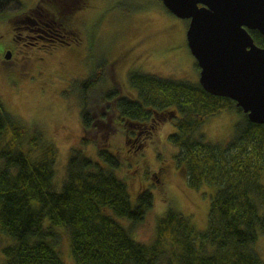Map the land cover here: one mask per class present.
<instances>
[{
    "label": "trees",
    "instance_id": "16d2710c",
    "mask_svg": "<svg viewBox=\"0 0 264 264\" xmlns=\"http://www.w3.org/2000/svg\"><path fill=\"white\" fill-rule=\"evenodd\" d=\"M57 2L40 5L47 13L51 5L63 13L68 5L61 8ZM250 34L264 49V36ZM106 77L102 65L74 85L86 134L106 140L119 123L128 143L140 150L170 114L176 130L169 139L190 187L214 190L206 194V229L198 231L190 216L170 209L158 220L151 243L137 241L119 220L142 224L154 197L144 189L133 203L127 183L115 174L121 158L94 140L100 160L75 150L57 190V149L41 130L29 132L0 102V231L14 242L3 248L5 264H65L53 243V227L68 231L76 264H264L258 249L264 233V126L251 123L234 101L209 94L199 83L132 72L135 98L130 99L119 86L98 87ZM95 91L104 112L98 98L93 100ZM226 111L238 115L233 134L225 144L209 142L203 125ZM83 141L89 145L87 138Z\"/></svg>",
    "mask_w": 264,
    "mask_h": 264
},
{
    "label": "rangeland",
    "instance_id": "374dc122",
    "mask_svg": "<svg viewBox=\"0 0 264 264\" xmlns=\"http://www.w3.org/2000/svg\"><path fill=\"white\" fill-rule=\"evenodd\" d=\"M19 1L28 11L40 0ZM66 1L60 0L57 5L63 8ZM85 4L86 8L74 11L63 22L69 38L73 34L78 37L69 46H54L46 52L20 51L11 62L2 54L5 46L0 39V102L29 132L41 130L46 141L57 149V190L62 188L75 150L94 161L100 160L94 140L121 158L123 165L115 174L127 183L133 203L144 189L154 197V205L142 224L119 220L137 241L151 243L158 220L170 209L190 216L196 229L204 231L210 208L206 194L214 190L209 186L193 189L185 170L178 166V149L169 139L176 130L173 117L170 119L167 114L166 120L155 127L153 138L140 150L136 144L128 143L125 128L119 123L106 140L100 134L93 136L91 131L87 135L81 119L79 90L74 86L97 74L102 65L107 77L98 87L106 91L119 86L130 99L135 98L130 85L132 72L199 83L200 69L187 42L189 20L174 16L161 0H87ZM0 22L9 26V17L0 18ZM94 94L93 100L98 98L96 104L104 112L100 96L96 91ZM237 120L236 112L226 111L208 118L202 130L209 142L225 144ZM85 138L89 145L83 144ZM52 230L56 234L54 246L65 264H76L68 231L55 227ZM13 243L0 231V264H5L3 248ZM258 249L264 260V233Z\"/></svg>",
    "mask_w": 264,
    "mask_h": 264
},
{
    "label": "water",
    "instance_id": "95a60500",
    "mask_svg": "<svg viewBox=\"0 0 264 264\" xmlns=\"http://www.w3.org/2000/svg\"><path fill=\"white\" fill-rule=\"evenodd\" d=\"M174 16L189 20L187 42L200 69L199 84L234 101L248 120L264 126V0H162ZM11 55L7 56L10 59Z\"/></svg>",
    "mask_w": 264,
    "mask_h": 264
},
{
    "label": "flooded vegetation",
    "instance_id": "af4514ba",
    "mask_svg": "<svg viewBox=\"0 0 264 264\" xmlns=\"http://www.w3.org/2000/svg\"><path fill=\"white\" fill-rule=\"evenodd\" d=\"M53 0H48V2ZM60 2V0H54ZM87 0H68L65 5L68 8L62 13H55L51 8L49 12L41 6L42 0L36 7L25 11L23 4L17 0L15 2L0 4V18L9 17V26L0 22V39L5 46L2 54L6 60H14L20 51L38 50L46 52L54 46H69L78 37L69 38L68 33L63 28V22L70 19L73 12H78L86 8ZM53 4V2H51ZM15 5V9H10ZM26 9V8H25ZM71 9V10H70ZM70 10V14H68ZM12 12L7 15L6 13ZM52 11V12H51ZM75 18V17H74ZM74 20L77 23V16ZM11 55L10 59L7 56ZM15 55V56H14Z\"/></svg>",
    "mask_w": 264,
    "mask_h": 264
}]
</instances>
